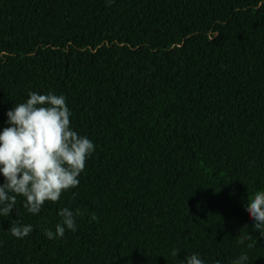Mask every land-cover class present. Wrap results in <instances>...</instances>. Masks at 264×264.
Wrapping results in <instances>:
<instances>
[{"label": "trees", "instance_id": "trees-1", "mask_svg": "<svg viewBox=\"0 0 264 264\" xmlns=\"http://www.w3.org/2000/svg\"><path fill=\"white\" fill-rule=\"evenodd\" d=\"M33 91L65 96L95 150L58 202L0 215V264H264L246 211L264 190V0H0V131ZM65 207L76 231L47 239Z\"/></svg>", "mask_w": 264, "mask_h": 264}, {"label": "clouds", "instance_id": "clouds-1", "mask_svg": "<svg viewBox=\"0 0 264 264\" xmlns=\"http://www.w3.org/2000/svg\"><path fill=\"white\" fill-rule=\"evenodd\" d=\"M7 125L0 131V215L10 217L17 205V196L25 198L23 207L28 213L38 214L46 202L56 203L62 193L77 188L79 176L86 161L95 150L87 136L79 135L71 128V112L65 96L29 92L26 102L16 104L6 113ZM255 231L264 236V190L257 191L246 206ZM61 223L55 232L46 229L49 240L62 238L66 230L76 231V217L82 215L79 208L73 212L65 207L59 212ZM92 220L97 217L92 215ZM17 239L27 237L31 224L11 221L9 229ZM245 233L236 237L238 244L252 240ZM255 244H247L248 248ZM178 249L171 255L177 256ZM247 254H241L232 264H244ZM186 264H205L198 254L186 257ZM216 264H220L219 261Z\"/></svg>", "mask_w": 264, "mask_h": 264}]
</instances>
